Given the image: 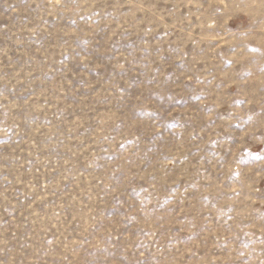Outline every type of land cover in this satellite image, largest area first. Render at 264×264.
<instances>
[{
    "label": "rangeland",
    "instance_id": "rangeland-1",
    "mask_svg": "<svg viewBox=\"0 0 264 264\" xmlns=\"http://www.w3.org/2000/svg\"><path fill=\"white\" fill-rule=\"evenodd\" d=\"M0 264H264V0H0Z\"/></svg>",
    "mask_w": 264,
    "mask_h": 264
}]
</instances>
